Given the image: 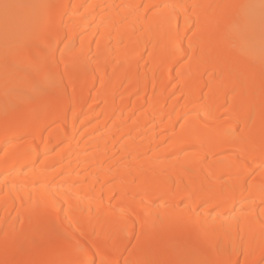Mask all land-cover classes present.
I'll list each match as a JSON object with an SVG mask.
<instances>
[{
    "label": "bare ground",
    "instance_id": "obj_1",
    "mask_svg": "<svg viewBox=\"0 0 264 264\" xmlns=\"http://www.w3.org/2000/svg\"><path fill=\"white\" fill-rule=\"evenodd\" d=\"M5 2L0 264H264L262 0Z\"/></svg>",
    "mask_w": 264,
    "mask_h": 264
},
{
    "label": "snow or ice",
    "instance_id": "obj_2",
    "mask_svg": "<svg viewBox=\"0 0 264 264\" xmlns=\"http://www.w3.org/2000/svg\"><path fill=\"white\" fill-rule=\"evenodd\" d=\"M14 7H16V6L12 5L10 3H7V2L0 4V10L3 11V14H4L6 20L8 19L9 14ZM44 7H48V6L45 5ZM247 7L249 9H253V10L255 8L259 7L260 11H261V19H262V21H264V0H262V3L259 6L248 5ZM80 251L83 252V249H81ZM261 255L264 256V252H262ZM78 264H89V262L86 259H84V260L79 261ZM253 264H258V262L254 261Z\"/></svg>",
    "mask_w": 264,
    "mask_h": 264
},
{
    "label": "rangeland",
    "instance_id": "obj_3",
    "mask_svg": "<svg viewBox=\"0 0 264 264\" xmlns=\"http://www.w3.org/2000/svg\"><path fill=\"white\" fill-rule=\"evenodd\" d=\"M1 61V60H0ZM1 63L0 62V90L2 91V87L3 86H7V83L4 82L5 81V76H4V72H2V69H1ZM0 108H4L3 104L0 102Z\"/></svg>",
    "mask_w": 264,
    "mask_h": 264
}]
</instances>
